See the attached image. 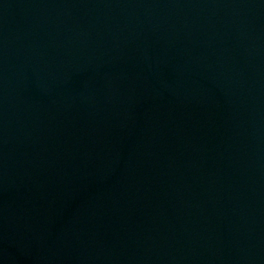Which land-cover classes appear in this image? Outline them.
Listing matches in <instances>:
<instances>
[{
	"label": "water",
	"instance_id": "95a60500",
	"mask_svg": "<svg viewBox=\"0 0 264 264\" xmlns=\"http://www.w3.org/2000/svg\"><path fill=\"white\" fill-rule=\"evenodd\" d=\"M0 264H264V0H0Z\"/></svg>",
	"mask_w": 264,
	"mask_h": 264
}]
</instances>
